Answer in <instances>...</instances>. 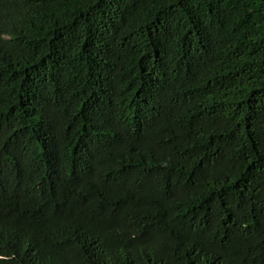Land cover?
<instances>
[{"label": "trees", "instance_id": "trees-1", "mask_svg": "<svg viewBox=\"0 0 264 264\" xmlns=\"http://www.w3.org/2000/svg\"><path fill=\"white\" fill-rule=\"evenodd\" d=\"M0 264H264V0H0Z\"/></svg>", "mask_w": 264, "mask_h": 264}]
</instances>
